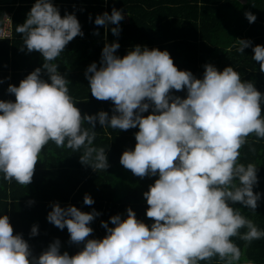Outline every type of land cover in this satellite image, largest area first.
Masks as SVG:
<instances>
[{
	"label": "clouds",
	"instance_id": "1",
	"mask_svg": "<svg viewBox=\"0 0 264 264\" xmlns=\"http://www.w3.org/2000/svg\"><path fill=\"white\" fill-rule=\"evenodd\" d=\"M244 14L249 23L257 19L251 10ZM124 17L115 6L95 17L106 43L99 66L92 62L85 71L91 95L112 102L111 115L105 110L82 114L69 81L53 63L70 41L84 35L74 12L62 16L53 0H35L24 22L16 24L21 50L39 52L43 63L18 85L9 84L14 100L0 99V176L31 183L49 142L79 152L81 163L96 171L107 170L106 149L94 146L96 124L138 127L135 147L123 151L120 163L136 176L158 177L143 193L152 223L138 219L129 206L126 216L112 215L111 224L101 221L106 235L89 238L90 222L100 213L54 202L47 220L66 227L69 242L82 247L74 254L61 251L56 238L37 256L24 236L14 233L8 214H0V264H202L214 258L218 264H240L242 250L232 238L245 241V247L264 239V229L233 206L255 212L264 199L254 190L258 167L240 161L250 136L264 139V92L231 64L221 70L206 63L203 76L196 77L178 68L167 49L137 44L118 55L119 41L107 42V32L118 37ZM5 38L0 26V40ZM233 46L240 53L251 47L264 73V44L238 39ZM83 203L92 205L94 198L86 193ZM38 233L33 224L30 235Z\"/></svg>",
	"mask_w": 264,
	"mask_h": 264
},
{
	"label": "trees",
	"instance_id": "2",
	"mask_svg": "<svg viewBox=\"0 0 264 264\" xmlns=\"http://www.w3.org/2000/svg\"><path fill=\"white\" fill-rule=\"evenodd\" d=\"M34 2L0 0V22L3 23L4 15L11 14L13 30L11 39L0 40V99L14 100V94L7 91L9 84L18 85L43 63L39 52L21 50L22 34L15 31L16 24L24 22ZM53 2L59 7L62 16L66 12H74L84 32L83 36L78 35L70 41L53 61L69 81V94L77 102L82 114L105 110L111 115L112 112L113 104L110 100H98L91 95L85 71L92 62L99 66L106 43L105 29L95 25V17L104 11L111 12L114 6L122 9L128 17L120 22L121 32L118 37L110 30L107 32V42L119 41L118 55H125L137 44L150 49H167L178 68L190 70L196 77L203 76L206 63H212L221 70L231 64L242 79L252 80L264 92V73L259 72L258 62L252 59V48H246L244 53H240L233 46L238 39H251L253 44H264V0ZM248 10L257 15L253 23H249L245 17L244 13ZM97 29L98 35L95 34ZM173 91L182 97L187 94L186 90ZM84 127L90 126L85 122ZM95 131L94 146L106 149L109 159L107 170L96 171L81 163L79 152L49 142L40 153L31 183L20 185L0 176V214H8L14 233L24 236L34 255L38 256L56 238L61 241V251L67 250L74 254L82 247L69 242L70 234L66 227L61 230L47 220L54 202H59L61 206L75 205L84 211L94 208L100 213L90 222L93 232L89 238H102L106 235L101 221L109 220L117 213L126 216L129 206L135 210L138 219L152 223L146 216L148 205L143 193L158 177L136 176L120 163L123 151L135 147L138 127L128 130L105 129L97 123ZM240 152L241 162H252L258 167L259 183L254 190L264 193V139L250 136ZM86 193L94 198L92 205L83 203ZM233 206L264 229V199L255 212L240 204ZM33 224L39 226L36 236L30 235ZM232 239L242 250L240 264H264V239L254 240L247 247L246 242L239 237ZM202 264H218V261L214 258Z\"/></svg>",
	"mask_w": 264,
	"mask_h": 264
},
{
	"label": "built area",
	"instance_id": "3",
	"mask_svg": "<svg viewBox=\"0 0 264 264\" xmlns=\"http://www.w3.org/2000/svg\"><path fill=\"white\" fill-rule=\"evenodd\" d=\"M128 17L125 15V19ZM1 26L5 27V31L8 34L9 38L5 39H11L13 37V30H12V15L11 14H6L3 16V23Z\"/></svg>",
	"mask_w": 264,
	"mask_h": 264
},
{
	"label": "bare ground",
	"instance_id": "4",
	"mask_svg": "<svg viewBox=\"0 0 264 264\" xmlns=\"http://www.w3.org/2000/svg\"><path fill=\"white\" fill-rule=\"evenodd\" d=\"M127 16V15H126Z\"/></svg>",
	"mask_w": 264,
	"mask_h": 264
}]
</instances>
